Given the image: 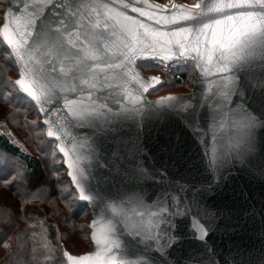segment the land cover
<instances>
[{
  "label": "water",
  "instance_id": "1",
  "mask_svg": "<svg viewBox=\"0 0 264 264\" xmlns=\"http://www.w3.org/2000/svg\"><path fill=\"white\" fill-rule=\"evenodd\" d=\"M5 2L0 40L18 73L14 85L26 97L16 83L23 79L39 98L40 103L27 99L41 117L47 140L54 142L77 202L89 211L92 248L83 254L64 252L66 264H132L135 260L192 264V254L205 257L203 264H264V54L259 48L230 51L224 61L226 71L220 72L215 58L197 67L196 60L188 54L179 56L175 48L172 54L157 46L155 55L137 45L135 53L129 54L124 45L130 41L117 29L106 34V47L97 53V66L91 67L93 62L83 50L79 56L72 55L68 41L76 42L81 32L92 39L101 30L94 23L99 20L103 25L105 5L113 14L122 11L160 30L167 29L150 16L163 13L170 19L171 13L181 11L179 6L187 5L177 1L176 8L167 9L153 0H60L68 8L67 15L81 7L77 26L64 34L65 53L57 55L50 46L38 43L14 51L2 34L8 9L11 27L32 32L29 23L45 12L48 0ZM133 6L147 15L132 12ZM25 39L32 43L31 37ZM151 59L191 62V89L149 98L163 85L138 66ZM105 63L112 67H104ZM203 67L211 72L202 71ZM49 97L51 102H46ZM162 97L173 99L161 101ZM168 104L176 107L165 108ZM244 114L255 119L253 127L245 128ZM85 116L93 118L90 125L79 122ZM222 153L230 155L213 171L208 162ZM137 164L149 172L147 178L138 176ZM180 188L183 191L178 192ZM81 190L93 199L81 200ZM168 194H178L188 212L174 221L183 233L180 242L161 255L150 241L133 232L155 235ZM198 221L208 227L206 242L195 239Z\"/></svg>",
  "mask_w": 264,
  "mask_h": 264
},
{
  "label": "snow or ice",
  "instance_id": "2",
  "mask_svg": "<svg viewBox=\"0 0 264 264\" xmlns=\"http://www.w3.org/2000/svg\"><path fill=\"white\" fill-rule=\"evenodd\" d=\"M80 7L77 6L71 15H67L68 8L60 0H48L45 12L29 23V28L35 33L34 35H32V32H19L16 28L11 27L12 21L9 19L11 9H8L4 17L6 23L2 29L3 39L7 41L14 51L20 45L31 48L33 43H38L42 46H50L52 51L57 55L65 53L64 34L68 32L69 28L77 26L76 20ZM92 7L98 10L100 6L93 5ZM104 7L106 11L103 13V25L101 26L99 20L94 23V27L101 30L94 33L92 39L81 32L76 37V42L68 41L72 44V55L79 56L80 50H83L85 58L93 62L91 67L97 66L95 63L98 59L97 53L102 52L106 47V34L109 32L114 33L117 29H119L120 34L126 40L130 41V43L124 45L126 52L129 54L135 53L137 45H144L143 50L145 53L151 51L155 55H158L157 46L161 50L172 54H174L173 48H175L179 50V56L185 57L188 54L191 56V59L196 60L198 62L197 67H201V62L211 64L215 58L220 65V72L226 71V65L224 64V61L228 58L226 54L237 47L250 51H254L258 47L260 52L264 54V0H216L213 3L203 0V2H194L187 7L183 5L179 6L181 11L171 13L170 19L168 14L163 13L158 17L155 15L149 17L155 21V24L163 25L167 30L150 29L136 17L122 11H116L113 14L112 9L107 8L106 5ZM123 7L127 8L129 5L124 4ZM176 7V5H173V8ZM257 8L259 9L258 11L255 10ZM131 11L138 13L140 16L147 15L144 9L140 7L133 6ZM49 12L51 15L48 14ZM189 24L191 26H188ZM10 28L11 34L9 32ZM80 36H83V40L80 39ZM25 37H31L32 43L25 39ZM77 44H79V48H77ZM89 49L93 51H89ZM192 53L194 55H191ZM232 54L234 55V52ZM124 58L130 59V55H125ZM168 58L169 56H164V59ZM87 66L85 64L81 65V67ZM104 67L110 68L112 65L105 63ZM201 70L211 72V68L208 67H203ZM16 83L20 86L23 93L26 94V98L40 103L39 98L34 92L25 86L23 79L17 80ZM157 83L162 85V82L158 79ZM145 90L147 91V89ZM164 99L172 100L173 97H162L161 101ZM46 102H51V97ZM67 103L71 104L72 101L69 100ZM171 107H176V105L168 104L165 108ZM243 116L246 129L255 125L256 121L251 115L244 114ZM79 122L90 125L93 122V118L85 116ZM96 126L98 127V125ZM48 136L52 137L53 132L49 131ZM60 151L64 152V149L60 148ZM229 155L230 153H222L214 157L208 162L209 167L213 171L217 170L220 164L226 162V158ZM69 167L71 166L69 165ZM135 167L139 177L147 178L149 172H146L139 164L135 165ZM3 173L10 174L7 175V178H0V181L9 185L15 182L18 193L28 189L30 194L31 187L28 186L27 170L22 164L9 158L6 154L0 155V174ZM59 183L61 181L57 179V184ZM41 191H45L44 186H41ZM58 191L59 189H57ZM179 191H183V189L180 188L178 189ZM74 192H76L75 188L68 195L71 196ZM64 198L67 199L68 197L65 196ZM80 199L90 201L93 198L83 195L81 190ZM166 200L167 206L163 207L160 217L161 225L158 226L159 230L155 235H152L150 232L141 233L138 229L133 232L134 235L141 237L144 241H150L155 251L161 255H166L169 247L177 245L180 242V237L183 233L179 227V223L174 221H176V218L183 217L188 212V208L184 207L178 194H168ZM136 203L139 204L141 201L137 199ZM193 230L196 240L206 242L208 236V227L206 225L198 221L197 228ZM111 251L109 249V252ZM83 259H87V257ZM189 259L192 261V264H203L205 257H196L195 254H192L189 256ZM120 264H126V262L121 261ZM132 264H142V262L135 260ZM143 264H147V262H143ZM172 264H179V262L173 261Z\"/></svg>",
  "mask_w": 264,
  "mask_h": 264
},
{
  "label": "trees",
  "instance_id": "3",
  "mask_svg": "<svg viewBox=\"0 0 264 264\" xmlns=\"http://www.w3.org/2000/svg\"><path fill=\"white\" fill-rule=\"evenodd\" d=\"M5 3L0 0V24ZM138 66L148 74L159 71L151 61L139 62ZM17 75L13 59L0 40V121L6 120L16 136L24 139L23 144L35 151L28 153L0 131V155L6 154L23 165L31 187L30 194L28 189L18 193L15 182L9 185L0 181V191L6 196V200H0V264H66L64 252L82 254L92 248L87 228L89 211L77 202L75 192L68 195L73 188L62 159L54 142L47 140L33 103L15 87ZM186 75H192L191 69ZM168 87L184 89L178 83L159 88ZM9 174H0V178ZM57 179L61 183L57 184Z\"/></svg>",
  "mask_w": 264,
  "mask_h": 264
},
{
  "label": "built area",
  "instance_id": "4",
  "mask_svg": "<svg viewBox=\"0 0 264 264\" xmlns=\"http://www.w3.org/2000/svg\"><path fill=\"white\" fill-rule=\"evenodd\" d=\"M153 64L157 66L158 72L150 73L158 77L162 84H172L178 83L181 84L182 87L186 88L187 92L192 87V78H193V69L192 63L187 60H179V61H160L154 60ZM191 69L192 75L189 77L186 73ZM144 73V72H143ZM145 75H150L148 73H144Z\"/></svg>",
  "mask_w": 264,
  "mask_h": 264
},
{
  "label": "rangeland",
  "instance_id": "5",
  "mask_svg": "<svg viewBox=\"0 0 264 264\" xmlns=\"http://www.w3.org/2000/svg\"><path fill=\"white\" fill-rule=\"evenodd\" d=\"M154 1H156V0H154ZM182 2L183 4H185V5H187V6H189L190 4H192V3H194V2H197L198 0H160V1H156L157 3H159L162 7H165V8H171L172 7V5H173V3L174 2ZM155 59H151L150 61L152 62V64H153V61H154ZM154 65V64H153ZM156 68H157V66L156 65H154ZM166 85V84H165ZM187 89L186 88H179V89H170L169 87L168 88H165V89H161V88H159V89H157V90H155V91H153V92H151V94H150V98H152V97H156V96H160V95H165V93H180V92H187L186 91ZM8 124V122H6V120H2L1 119V121H0V131L1 132H4L6 135L8 134V135H10L14 140H15V142L21 147V148H23V150H25V151H27L28 153L30 152V153H35V151H34V149H29V147L28 146H25V144H23V142H25L24 141V139H20V138H18L17 136H16V133H15V131H13V129L14 128H12L11 127V125H10V127L7 125ZM28 147V148H27ZM41 157H43V156H41ZM43 161H44V159H43ZM5 195V193L4 192H2V191H0V200L1 201H4V200H6L5 198H6V196H4ZM10 200H12V199H10ZM83 254V253H82Z\"/></svg>",
  "mask_w": 264,
  "mask_h": 264
}]
</instances>
